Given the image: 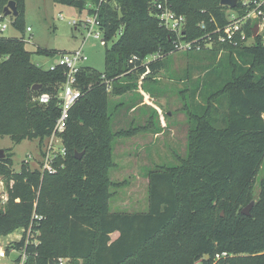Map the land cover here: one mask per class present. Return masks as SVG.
Wrapping results in <instances>:
<instances>
[{
	"label": "trees",
	"instance_id": "1",
	"mask_svg": "<svg viewBox=\"0 0 264 264\" xmlns=\"http://www.w3.org/2000/svg\"><path fill=\"white\" fill-rule=\"evenodd\" d=\"M8 1L0 0V10ZM13 1L18 14L11 23L23 33L24 0ZM54 1L96 13L101 40L118 38L105 49L103 72L83 65L76 75L82 96L60 134L62 169L49 174L23 162L14 171L13 153L5 149L0 175L7 200L0 201V236L23 229L9 247L25 248L24 264H58L59 257L66 258L64 264H264V174L250 214L241 212L254 197L255 177L264 164V32L253 36L254 24L248 21L244 30L252 45L238 36L236 44L220 42L213 30L226 23L229 9L220 0H157L185 17L181 39L193 45L181 52L213 60L223 55L230 71L211 88L207 104L192 113L186 156L176 165L148 170L147 210L109 212L108 94L135 89L139 76L155 82L177 51V36L161 24L155 0ZM234 9L242 12L240 0ZM31 53L23 35L0 37V136L14 143L35 139L41 146L59 116L56 92L65 76L61 67L48 70L32 62ZM36 53L54 55L43 48ZM34 84L41 88L33 90ZM198 85L203 87L198 82L193 92ZM43 92L51 96L48 103L36 99ZM212 101L224 104L219 120ZM34 213L41 218L32 221ZM31 223L39 243L25 246ZM222 251L227 256L215 260Z\"/></svg>",
	"mask_w": 264,
	"mask_h": 264
},
{
	"label": "rangeland",
	"instance_id": "2",
	"mask_svg": "<svg viewBox=\"0 0 264 264\" xmlns=\"http://www.w3.org/2000/svg\"><path fill=\"white\" fill-rule=\"evenodd\" d=\"M87 17L89 14L86 9L79 11L54 0H24V32L21 33L13 27L11 16H4L0 24L5 23L7 27L0 29V37L19 38L23 35L26 49L32 52V62L43 68L55 63L61 52H73L81 48L87 56L82 65L103 72L105 49L117 40L118 34L104 42L101 40L102 34L98 39L94 38L87 35L82 26L74 27L70 23V20L80 21ZM27 26L31 30L27 31ZM261 30L262 28H259L258 31ZM247 43L252 45L253 40L249 38ZM37 48L52 51L54 55L36 53ZM222 58L223 55L216 56L214 60L203 56L192 58L177 50L165 60V69L155 77V82H144L143 76H139L135 89L120 95L108 94V112L112 119L108 154L111 165L106 172L108 190L111 192L108 199L109 212L147 210L148 170L176 165L179 158L186 156L188 132L193 127L192 113L207 104L206 98L211 88L223 82L225 75L230 71L227 61H224L226 59L222 61ZM221 61L226 64L221 65ZM198 82L203 84V87L198 85L196 92H193V85ZM205 83L208 88L203 90ZM123 84H126V81ZM58 93L59 87L56 94ZM212 104L217 105L215 116L218 120L221 119L225 111L224 104L220 105L217 101H212ZM46 143V138L39 146L40 143L35 139L14 143L9 136H0V148L4 149V152L6 149L13 153L14 171L19 170L23 162L31 169L41 171V152ZM55 147L57 149L54 152L58 154L62 145L56 142ZM54 166L56 172L63 167L57 158ZM263 174L264 164L255 177L254 197L244 204L242 209L251 201H255L259 180ZM0 180L4 181L1 175ZM224 213V209H221L222 216ZM38 234L36 231L32 238ZM115 236L117 234H113V237ZM21 237V228L0 236V251L6 252V257L1 259L0 264H15L20 252L12 250L9 246ZM7 248L9 251H6ZM79 264L83 262L79 261Z\"/></svg>",
	"mask_w": 264,
	"mask_h": 264
},
{
	"label": "built area",
	"instance_id": "3",
	"mask_svg": "<svg viewBox=\"0 0 264 264\" xmlns=\"http://www.w3.org/2000/svg\"><path fill=\"white\" fill-rule=\"evenodd\" d=\"M242 6V12H239L238 9L229 8L226 12V23L223 25H216L213 33L218 34V40L220 42H232L236 44V36L239 37L240 40L245 41L247 43V38L245 34L244 27L248 21H251L254 26L262 28L261 31L264 32V0H240ZM238 2V0H237ZM154 6L156 8V15L159 18L162 25H164L168 30L174 32L177 36V39L173 41V45L176 50H185L191 49L193 45V41H186L181 39V36L184 34L183 28L185 24V17L183 15L176 14L166 3V1H157L155 0ZM237 6V5H236ZM4 17L3 11L0 10V21ZM71 25L82 26L87 35H92L94 38H99L100 34H103V31L100 26V21L96 13L89 14L85 20H70ZM7 27L5 23L0 24V29L3 30ZM202 28L205 26L202 24ZM252 28V31H253ZM26 30H31L29 26H27ZM254 36V34H253ZM157 55L150 56L148 61L154 59ZM87 59V56L83 53L82 49L79 48L73 52H61L59 54L58 60L47 66L45 69L55 70L58 67L63 69V73L65 76V80L59 85V93L57 97L59 99V107L60 113L58 118L56 119L54 128L52 133L46 138L47 143L45 144L42 152H41V171L47 172L49 174H53L56 172V168L54 166L55 159L58 156L65 155V148L63 146L61 140V133L65 130L67 119L69 118V111L71 107L79 100L82 96V90L77 82V73L80 68L83 66L82 62ZM36 99L40 103H48L51 99V96L48 93L39 94ZM59 142L62 147H60L58 154H55V143ZM7 200V190L5 187V182L0 180V201L4 203ZM41 216L37 214H33V219L39 220ZM23 232V229H22ZM32 223L30 227L26 230L25 236V246L27 244L37 245L39 241L33 242L36 240V236L32 238L33 234ZM14 250V249H12ZM20 259L18 264H24L26 261V251L25 248L20 252ZM227 256L226 251H222L220 253H216L214 258L215 260L224 258ZM6 257V252L4 250L0 251V261L1 259ZM54 263L56 264L55 260ZM58 264H64L66 262V258L59 257L57 258Z\"/></svg>",
	"mask_w": 264,
	"mask_h": 264
},
{
	"label": "water",
	"instance_id": "4",
	"mask_svg": "<svg viewBox=\"0 0 264 264\" xmlns=\"http://www.w3.org/2000/svg\"><path fill=\"white\" fill-rule=\"evenodd\" d=\"M220 4L223 6H227L229 8H234L237 5V0H220ZM2 11H3L4 16H13V17L17 16L18 11L16 8L15 1H13V0L8 1L7 4L2 8ZM257 33L261 35V34H263V31H258V27L255 26L253 28L254 36ZM40 88H41L40 84H34L32 86L33 90H38ZM4 155H5L4 149L0 148V158H3ZM81 156H82V152L76 153V158L80 159ZM253 203L254 202L251 201L248 205H246L243 209H241V212L245 215H249L250 214L249 211L252 208ZM50 264H55V263H54V261H50Z\"/></svg>",
	"mask_w": 264,
	"mask_h": 264
}]
</instances>
